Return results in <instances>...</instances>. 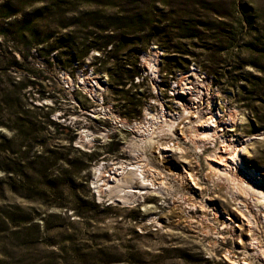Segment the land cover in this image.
<instances>
[{
    "label": "rangeland",
    "instance_id": "rangeland-1",
    "mask_svg": "<svg viewBox=\"0 0 264 264\" xmlns=\"http://www.w3.org/2000/svg\"><path fill=\"white\" fill-rule=\"evenodd\" d=\"M80 74L106 87L92 98ZM181 78L208 90H199L201 114H220L222 136L247 146L239 176L254 175L245 182L256 190L243 206L256 224V209L263 211L256 194L264 197V0H0V94L10 99L3 120L11 124L20 108L12 100L14 82H40L21 89L24 108L42 109L72 132L40 123L31 154L65 146L70 150L57 152L80 160L79 171L63 159L50 166L46 174L64 180L55 185L44 183L40 167L29 171L35 183L27 195L11 191L0 171V264H230L224 253L260 264L239 248L238 227L230 232L217 221L210 230L199 221L205 206L209 218L218 209L241 223L236 200L208 182L204 159L213 146L199 152L182 143L189 162L145 153L171 188L168 197L150 191L123 203L94 187L97 166L131 161L134 133L93 111L106 107L130 123L161 110L183 113L176 99ZM82 130L93 133L88 145L79 143ZM14 134L0 126V141ZM24 138L15 137L21 151ZM181 167L195 173L198 189L171 174ZM256 238L264 246V231ZM242 239L248 241L243 232Z\"/></svg>",
    "mask_w": 264,
    "mask_h": 264
},
{
    "label": "bare ground",
    "instance_id": "bare-ground-1",
    "mask_svg": "<svg viewBox=\"0 0 264 264\" xmlns=\"http://www.w3.org/2000/svg\"><path fill=\"white\" fill-rule=\"evenodd\" d=\"M152 72L151 74H153ZM79 78L82 82L83 89L92 98L95 97L96 91H101L106 87L104 81L99 80L92 74L91 76L90 74L89 76H82L80 74ZM176 88L179 90L178 92H176V99L178 101V104L183 108L184 112L173 116L171 113L161 111L160 113L154 116V120L151 116L150 120L152 121L150 123H153L154 126L156 125L159 127H165L166 129H171L173 126L178 129L179 134L181 136L176 137L178 141L177 143H172V145H174L173 150H177V153L180 154L178 158H180L181 156L183 159L184 154L187 153L188 150H186L185 148H181L182 146L180 147L181 141L190 142L191 144H193L194 149H200L199 152H201L202 149H206L208 146H213L214 150L212 152L206 153L204 159L206 160L205 163L207 164L208 168V182L211 184V186H215L218 189L224 188L229 192L228 194H230V197L236 200L235 212L236 215L241 218V223H236L229 216H222L221 211L218 209H214L212 213L213 217L209 218L207 217L208 210L205 206H202L200 209L201 211L199 214V221L204 223V225L207 226V228L210 230H216L218 228L214 224V222L217 221H221L222 223H224L222 228H228L230 232H235L238 227L239 233L237 235H233V237L238 238L237 244H239V248L244 250L246 253H249V255H251L253 258L257 259L260 264H264V246H262V243L260 245L259 241L256 238L259 235V232L264 231V197L261 193L256 194L258 197H260V200L256 199V202H259L260 205H258L259 203L256 205L263 208V211L260 212H258V210L256 209L257 213H259L261 217V220L257 221L256 224L251 223V221L246 215L247 210L243 206V201L247 200V196L251 195V193L255 189V186L252 183L245 182L249 180V177L254 178L252 172L251 174H249V177L244 174V178H246L247 180H243L239 176L240 171L245 170L240 155L246 150L247 146L242 140L230 139L228 141V139H225L222 136L220 132L223 131V128L221 127V125L218 126L220 121V114L218 115L216 112H213L210 114L209 117H204L201 114V111L198 109V102L200 101L199 99H201L202 97L199 94L201 90L199 89L198 82H195L191 85H187V82H185V78H181L177 82ZM202 93L203 94L201 95H205V93H208V90L204 89ZM94 109H92V111ZM97 112L103 113L106 119L111 121L114 126H121L122 128L133 131L135 134L128 143V153L130 154L131 161L127 163L121 162L117 166L110 167L109 170L106 169L103 164L95 168L97 177L94 183V187L97 191V194L101 195L102 193H105L108 199L118 198L122 200L123 203H129L130 200H132L134 197L139 198L146 192L150 191L158 192L157 194H160L161 197H168V195L172 191L171 188H169L165 177L163 176V174L161 175L159 172H157L158 170L153 171L150 168V166L148 165L149 160H146V156L148 155H144L146 151L150 150L151 147L155 145L153 131L145 130L146 132L143 133V122L135 121L133 123H130L124 119L119 118L117 114L111 113V111H109V109L106 107H99V110H94L93 113L95 114L93 115L96 116ZM228 120L230 123L232 122L231 114L228 115ZM150 129H152V127ZM92 134L89 133L88 130H82L79 136V143H81L82 145L84 143H87V145L90 144L91 139L93 137ZM217 138L219 139V144L215 146L214 142L217 140ZM159 145L170 146V143ZM155 149L157 153V158L161 160V162L162 160H167L170 153L168 152V149L166 147H155ZM183 160L185 162H189L188 160H185V158ZM153 169L156 170L155 168ZM244 173L248 175L249 172ZM171 174L175 178H177V180H179L180 184L183 185L184 183H187L189 188L198 189L195 173H191L186 168L181 167L179 169L178 174ZM204 197L206 196H203V198ZM173 198L174 197H172V200ZM185 199L187 200V198ZM133 201H135V199ZM210 219H212L213 223H209ZM242 232L245 234V238L248 239L247 242L243 243L245 239H242ZM223 257L230 264H252L250 260H245L244 258L246 257L244 256L237 258L233 257L229 253H224Z\"/></svg>",
    "mask_w": 264,
    "mask_h": 264
},
{
    "label": "trees",
    "instance_id": "trees-1",
    "mask_svg": "<svg viewBox=\"0 0 264 264\" xmlns=\"http://www.w3.org/2000/svg\"><path fill=\"white\" fill-rule=\"evenodd\" d=\"M190 34L192 33H189V35ZM28 84L34 85L35 88L41 86L40 82H34L33 80H27L23 83L15 81L13 84V92L16 95L12 99L13 104H15L14 106H17L18 102L20 108L17 109V111H13L14 116L10 120L11 124H8L5 120H3V116L6 112L10 99L7 94H0V126H6L15 132L14 136L4 139V141H0V171L4 173V180L8 183L9 189L17 194H23V192H25L26 194L24 195H27V192L30 191V187H32L35 183L34 175L29 171L34 170L36 167H40L43 170L42 174L46 176L44 183H52V185H55L57 182L64 181L56 176L50 178L46 174L50 166L56 165L59 159H63L65 164L69 167H75L77 171L80 169V165H78L80 160H78V158H64V155H60L57 152L61 149L70 150V147L66 148L65 146H61V148L49 150L47 151L46 156H43L41 153L38 155H35V153L31 154V150L36 139L32 136V134L39 132L41 127L40 123L51 124L59 131L68 133H71L72 131L69 127L63 126L58 122H54L49 117L48 112H39L42 109L24 108L21 89ZM18 134H24L25 137L23 142L25 149L23 151L20 150V146L22 144L15 143V137L18 136ZM16 146L19 147L18 150L14 149ZM19 153H22L24 157H19ZM6 217L12 219L10 215Z\"/></svg>",
    "mask_w": 264,
    "mask_h": 264
},
{
    "label": "built area",
    "instance_id": "built-area-1",
    "mask_svg": "<svg viewBox=\"0 0 264 264\" xmlns=\"http://www.w3.org/2000/svg\"><path fill=\"white\" fill-rule=\"evenodd\" d=\"M161 111H163V110H161ZM160 111V112H161ZM159 112V113H160ZM167 113H171V112H167ZM156 114H158V113H153V114H148V116H146V117H144V119H143V121H138V122H143L142 124H143V126H142V130H143V133H145L146 131L145 130H147V131H149V130H151V131H153V136H154V140H155V145L153 146V147H151V149L150 150H148V152H149V154H150V156H154L155 155V158H157V153H156V149H155V147H166L167 149H168V152L170 153V155L168 156V158H167V160L169 159V158H173L174 157V155L175 154H178L177 153V150H173V146L174 145H172V143H177L178 141H177V139H176V137L178 136H181L180 134H179V131H178V129L177 128H175L174 126L171 128V129H166L165 127H159V126H154V124L153 123H150L152 120H150L151 119V116L153 117V120H154V116L156 115ZM173 116H176L177 115V113L176 114H173V113H171ZM151 125V126H150ZM114 126V125H113ZM115 127H119L120 129H125V128H122L121 126H115ZM152 127V129H150ZM125 130H128V129H125ZM129 131H131V130H129ZM90 133V132H89ZM134 133V132H133ZM174 133V134H173ZM101 134L102 135H104V133H102L101 132ZM173 134V135H172ZM135 135V134H134ZM133 135V136H134ZM136 135H137V133H136ZM93 138V137H92ZM165 143H170V146H164V145H159V144H165ZM182 143H185V142H183V141H181L180 142V147L181 148H185V146L184 145H182ZM147 152V151H146ZM145 152V153H146ZM145 153H144V155H145ZM153 153V154H152ZM180 155V154H179ZM147 159L146 160H150V159H148V157H146ZM158 159V158H157ZM163 161V160H162ZM142 162H144V161H142ZM146 162V161H145ZM127 163V162H126Z\"/></svg>",
    "mask_w": 264,
    "mask_h": 264
}]
</instances>
